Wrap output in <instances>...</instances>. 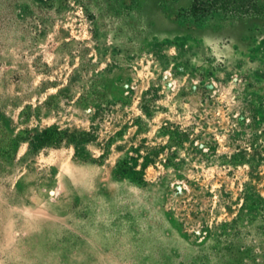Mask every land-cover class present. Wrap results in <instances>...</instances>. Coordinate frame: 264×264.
<instances>
[{
	"label": "rangeland",
	"instance_id": "rangeland-1",
	"mask_svg": "<svg viewBox=\"0 0 264 264\" xmlns=\"http://www.w3.org/2000/svg\"><path fill=\"white\" fill-rule=\"evenodd\" d=\"M257 2L0 0V264H264Z\"/></svg>",
	"mask_w": 264,
	"mask_h": 264
},
{
	"label": "trees",
	"instance_id": "trees-1",
	"mask_svg": "<svg viewBox=\"0 0 264 264\" xmlns=\"http://www.w3.org/2000/svg\"><path fill=\"white\" fill-rule=\"evenodd\" d=\"M194 19H204L208 12L225 11L231 13H248L256 12L262 3L257 0H192ZM56 131V130H55ZM46 132V129H44Z\"/></svg>",
	"mask_w": 264,
	"mask_h": 264
}]
</instances>
